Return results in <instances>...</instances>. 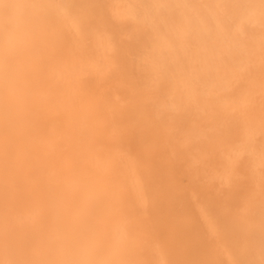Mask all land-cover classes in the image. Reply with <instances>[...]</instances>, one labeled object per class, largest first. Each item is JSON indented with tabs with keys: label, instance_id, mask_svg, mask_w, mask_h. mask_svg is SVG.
Here are the masks:
<instances>
[{
	"label": "bare ground",
	"instance_id": "6f19581e",
	"mask_svg": "<svg viewBox=\"0 0 264 264\" xmlns=\"http://www.w3.org/2000/svg\"><path fill=\"white\" fill-rule=\"evenodd\" d=\"M0 264H264V0H0Z\"/></svg>",
	"mask_w": 264,
	"mask_h": 264
}]
</instances>
